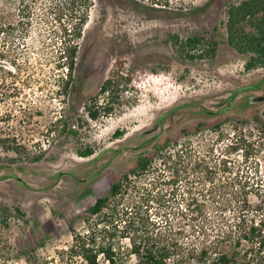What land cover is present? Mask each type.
<instances>
[{
    "label": "rangeland",
    "instance_id": "rangeland-1",
    "mask_svg": "<svg viewBox=\"0 0 264 264\" xmlns=\"http://www.w3.org/2000/svg\"><path fill=\"white\" fill-rule=\"evenodd\" d=\"M238 1L185 0L200 9L178 12L92 0L64 93L54 65L64 0H0V264H63L59 251L85 228L86 209L165 139L200 125L212 142L216 123L264 120V67L246 69L247 56L225 40V11ZM172 35L219 42L214 56L188 59ZM112 71L119 98L92 120L85 106L104 103ZM261 148L252 160L263 179Z\"/></svg>",
    "mask_w": 264,
    "mask_h": 264
},
{
    "label": "trees",
    "instance_id": "trees-1",
    "mask_svg": "<svg viewBox=\"0 0 264 264\" xmlns=\"http://www.w3.org/2000/svg\"><path fill=\"white\" fill-rule=\"evenodd\" d=\"M145 1L178 12L200 9L185 0ZM91 2L64 0L68 17L54 61L64 70V93L72 85ZM225 14L226 43L247 56L246 69L264 67V0L230 3ZM172 37L175 50L188 59L214 56L219 42L198 35ZM117 77L118 71H112L102 83L104 103L85 106L88 118L112 110L121 91ZM228 120L212 126V142L197 125L193 132L183 130L182 140L165 139L154 155L139 154L135 166L117 176L86 209L85 228L74 232L68 248L59 251L61 262L264 264V178L257 176L252 160L264 145V120L254 115L251 128L246 121ZM92 152L89 148L79 154ZM25 255L29 261L30 253Z\"/></svg>",
    "mask_w": 264,
    "mask_h": 264
}]
</instances>
